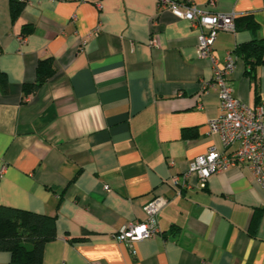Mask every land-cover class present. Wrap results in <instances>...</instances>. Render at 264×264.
Wrapping results in <instances>:
<instances>
[{
	"label": "crops",
	"instance_id": "1",
	"mask_svg": "<svg viewBox=\"0 0 264 264\" xmlns=\"http://www.w3.org/2000/svg\"><path fill=\"white\" fill-rule=\"evenodd\" d=\"M173 1L251 15L257 27L219 31L212 51L219 65L235 57V97L264 101V60L235 51L261 40L264 59V0ZM197 35L159 0H27L15 20L0 0V205L55 217L41 264H264V188L247 166L204 188L193 175L180 194L169 182L222 149L208 130L222 110L217 89H202L212 68ZM45 58L54 74L25 93ZM157 196L167 199L160 235L131 247L112 237ZM0 264L18 263L0 250Z\"/></svg>",
	"mask_w": 264,
	"mask_h": 264
},
{
	"label": "built area",
	"instance_id": "2",
	"mask_svg": "<svg viewBox=\"0 0 264 264\" xmlns=\"http://www.w3.org/2000/svg\"><path fill=\"white\" fill-rule=\"evenodd\" d=\"M159 6L170 9L178 18L188 20L198 31L197 55L208 61L212 68V77L202 82V89H217L222 110L221 115L208 122L209 133L219 137L222 149L209 147L190 161L186 171L171 175L169 182L180 194L190 188L193 175L197 176L198 187L204 188L212 174L245 165L264 188V101L250 105L235 97L227 79L235 69V57L228 53L219 65L212 51L219 31H235V14L211 13L197 5L173 0H159ZM166 203L167 199L162 196L152 198L143 207L145 218L142 221L127 222L112 237L131 247L136 241L160 235L159 212Z\"/></svg>",
	"mask_w": 264,
	"mask_h": 264
},
{
	"label": "trees",
	"instance_id": "3",
	"mask_svg": "<svg viewBox=\"0 0 264 264\" xmlns=\"http://www.w3.org/2000/svg\"><path fill=\"white\" fill-rule=\"evenodd\" d=\"M25 2L9 0V10L12 20L21 12ZM235 27L253 29L257 27L251 15H244L235 19ZM32 27L23 25L24 34L29 33ZM263 45L261 40H250L238 44L237 54L247 58L253 56L255 62H263ZM55 72L52 58L38 61L35 80L23 84V91L31 93L38 88ZM8 81L0 70V89L6 92ZM55 217L40 214L29 210L12 208L0 205V250L10 252L11 259L18 264H41L44 245L55 238Z\"/></svg>",
	"mask_w": 264,
	"mask_h": 264
}]
</instances>
